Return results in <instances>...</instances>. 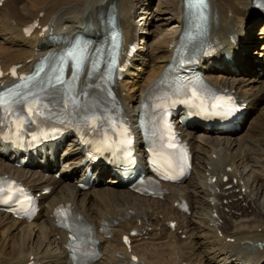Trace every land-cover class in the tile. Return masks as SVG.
Returning <instances> with one entry per match:
<instances>
[{"label": "bare ground", "instance_id": "1", "mask_svg": "<svg viewBox=\"0 0 264 264\" xmlns=\"http://www.w3.org/2000/svg\"><path fill=\"white\" fill-rule=\"evenodd\" d=\"M156 1L50 0L34 4L35 11L30 5L5 0L0 8V31L9 42L0 44V66L6 71L13 65L31 70L41 56L61 48L50 43V35L71 42L84 27L98 32L116 17L127 44L143 41L142 52L127 71L129 80L118 82L116 89L119 105L135 120L143 96L164 72L183 30L185 0H160L155 11L161 13V20L149 18V9L155 8ZM259 3L264 4V0H210L212 30L208 40L220 51L203 60L202 66L213 86L228 88L247 103L246 119L262 120L263 143L251 146L237 142L238 131L215 139L214 131L198 134L183 129L194 152L193 174L182 186L169 185L164 200L142 198L126 186H112L118 183L117 178L106 186L102 179L89 191L81 190L78 182L74 183L75 167L82 162L75 143L65 150V154L72 151L66 162L61 157H45L43 163L26 169L17 168L1 155L0 144V173L22 181L42 201L39 215L30 223L0 212V231L6 233L0 240V264H73L67 250L68 235L55 226L52 217L56 207L68 203L97 232L102 254L94 264L129 261L131 253L123 238L133 229L145 233L134 238L132 245V253L141 264H264V113L256 111L259 96H264V80L258 77V68H264V12ZM33 21H38L40 28L28 37L24 28ZM261 23L263 30L255 33ZM145 28L150 29L149 37L142 32ZM225 53L231 56L229 60L223 59ZM250 53L262 58L260 62L253 61ZM238 73L248 77L231 80ZM87 78L88 73L83 78L84 87ZM246 82L252 85L249 91L244 89ZM256 84L261 87L256 88ZM82 90L84 97L86 89ZM235 148L237 154L232 152ZM139 152L143 153L142 148ZM70 170L71 176L55 178L58 172ZM105 175L100 174L102 178ZM49 188L51 192L44 194ZM184 200L190 205V217L179 211ZM173 221L178 224L174 231L168 226ZM103 223L115 225L112 238L101 232Z\"/></svg>", "mask_w": 264, "mask_h": 264}, {"label": "rangeland", "instance_id": "2", "mask_svg": "<svg viewBox=\"0 0 264 264\" xmlns=\"http://www.w3.org/2000/svg\"><path fill=\"white\" fill-rule=\"evenodd\" d=\"M15 1H17V3L19 4V6H22V4L24 5V4H26V5H30V6H32V9H34L35 11H37L36 9H35V5L36 4H40V3H46L47 1H50V0H15ZM41 1V2H40ZM159 2H160V0H157L155 3H156V5H155V8L151 11V8L149 9V14H151V16L149 17V18H152V17H156V19H158V18H160V20H161V13H156V7H157V5L159 4ZM35 4V5H34ZM148 9L147 10H142L141 12H144V11H148ZM140 11V10H139ZM138 11V12H139ZM139 14H141V13H139ZM2 18V15H1V13H0V19ZM161 21H159V23H160ZM262 23H261V25H259L256 29H255V33H261V31L263 30L262 29ZM146 29L147 28H145V30H143L142 32H143V34H145V37H149L150 36V29H148L147 31H146ZM4 34L0 31V44H7L8 45V40L6 41V40H4ZM4 40V41H3ZM262 44H263V42L261 41L260 43H259V48L261 49V47H262ZM256 51H258V50H256ZM251 53H252V51H251ZM253 57H255V58H257V56L256 55H253ZM262 59V58H261ZM253 61H254V59H252ZM259 76V75H258ZM246 78V77H248L246 74H244V75H235L234 77H231V80L232 79H239V78ZM260 80H264V72H261V76H260V78H259ZM249 83L248 82H246V84H245V86H244V89L245 90H248L249 91V89H251L252 87V85H250V86H247ZM247 87H249V88H247ZM261 87V85L260 84H256V88H260ZM255 88V89H256ZM259 102H260V106L257 108V110L256 111H258V112H260V114H263L264 113V96L262 97V95L261 96H259ZM263 103V104H262ZM261 122H262V120H257V119H249L247 122H246V125L244 126V128H243V130L234 138L237 142H239V141H245V144H248V145H251V146H256L257 144H261V143H263V139H261V135H260V126H261ZM255 125V126H254ZM214 138L215 139H219V138H221V136H220V134H218V133H216V134H214ZM263 138V137H262ZM252 139V140H251ZM260 140V141H259ZM249 141H251V142H249ZM255 142V143H254ZM252 143V144H251ZM249 147L250 146H248L247 148L249 149ZM246 148V150L248 151V149ZM236 149L237 148H235L232 152L234 153V154H237L238 153V151H236ZM63 154V153H62ZM257 213H258V211H257ZM252 214V212L250 211L249 212V215H251ZM263 215V214H262ZM189 217V216H188ZM4 233L5 232H1L0 231V240H2V238H4ZM3 234V235H2ZM6 234V233H5ZM26 236H27V234H26ZM180 236V235H179ZM185 237V235H181V239L183 240V239H185L184 238ZM261 264H263V262H261Z\"/></svg>", "mask_w": 264, "mask_h": 264}]
</instances>
